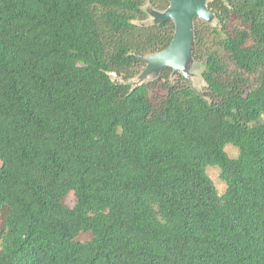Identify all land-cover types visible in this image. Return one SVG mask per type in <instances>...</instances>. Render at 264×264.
Instances as JSON below:
<instances>
[{
	"label": "trees",
	"instance_id": "16d2710c",
	"mask_svg": "<svg viewBox=\"0 0 264 264\" xmlns=\"http://www.w3.org/2000/svg\"><path fill=\"white\" fill-rule=\"evenodd\" d=\"M168 6L0 0V264H264V0L195 20L202 88L138 85Z\"/></svg>",
	"mask_w": 264,
	"mask_h": 264
},
{
	"label": "water",
	"instance_id": "95a60500",
	"mask_svg": "<svg viewBox=\"0 0 264 264\" xmlns=\"http://www.w3.org/2000/svg\"><path fill=\"white\" fill-rule=\"evenodd\" d=\"M210 0H169V6L163 10L151 9V21L155 24L165 21L175 23V33L170 45L159 52L143 56L146 66L137 76V84L156 79L165 68H171L172 77L181 75L193 86L195 59L193 46L195 42V20L200 19L211 25L217 23L214 12L209 9Z\"/></svg>",
	"mask_w": 264,
	"mask_h": 264
},
{
	"label": "rangeland",
	"instance_id": "374dc122",
	"mask_svg": "<svg viewBox=\"0 0 264 264\" xmlns=\"http://www.w3.org/2000/svg\"><path fill=\"white\" fill-rule=\"evenodd\" d=\"M195 68H194V73H195V77H194V84L199 87L202 88L204 86V81L203 78L201 76L203 70H204V61L201 60H196L195 61ZM113 77L116 78V75L113 74ZM137 79V77H136ZM135 79V81H136ZM226 151L228 152V154L231 157H236L238 155V149L236 147H234L233 145H227L226 146ZM0 165H1V161H0ZM207 172L209 174V176L211 177V179L214 181L218 192L220 194H223L226 191L227 185L226 183L221 179L220 177V169L218 167H208ZM65 204L69 207H73L76 203V196L74 192H70L68 194V196L65 199ZM92 237L91 233H82L78 239L81 241H86L88 239H90Z\"/></svg>",
	"mask_w": 264,
	"mask_h": 264
}]
</instances>
